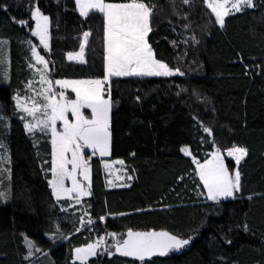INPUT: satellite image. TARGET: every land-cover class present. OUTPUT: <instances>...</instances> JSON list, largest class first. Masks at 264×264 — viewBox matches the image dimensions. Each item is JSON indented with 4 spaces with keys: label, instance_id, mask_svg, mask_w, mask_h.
Instances as JSON below:
<instances>
[{
    "label": "trees",
    "instance_id": "16d2710c",
    "mask_svg": "<svg viewBox=\"0 0 264 264\" xmlns=\"http://www.w3.org/2000/svg\"><path fill=\"white\" fill-rule=\"evenodd\" d=\"M151 2L157 5V27L149 42L158 59L180 67L185 75L113 78L111 159H123L134 179L130 187L108 190L101 159H92V196L84 200V208L97 223L76 232L78 220L74 219V225L72 214L60 210L67 203L60 205L51 198L40 167L50 158V144L39 133L35 138L25 133L23 122L14 114L12 97L18 90L22 92L28 81L26 39L52 62V79L102 78V19L99 14L81 18L74 11V0H0V40L10 45L9 82L0 78V115L8 120L7 124L0 121V141L11 159V179L7 178L4 186L10 183L12 188V198L6 204L0 202V264H33L47 257L51 264H71L74 247L94 241L105 229L124 232L127 228L182 234L200 229L189 249L152 257L146 264H264V198L260 195L264 194V73L256 66L264 64V7L227 17L221 29L210 22L214 17L202 0H196L189 17L191 28L185 30L184 21L172 15L169 0ZM256 2L259 5L261 0ZM37 5L52 20L50 54L31 36L29 27L18 23L28 20L34 27L30 13ZM89 28L87 63L68 61L67 53L79 50L82 31ZM193 35L198 44L192 42ZM185 39L188 44L182 43ZM173 40L178 42L176 47ZM199 122L211 127L213 135L204 133L202 127L198 130ZM233 144L249 149L239 166L243 191L236 201L223 202L217 214L211 202L192 191L188 174L195 166L180 149L189 147L203 161L214 147L225 157ZM225 162L230 170L235 167L232 159L225 157ZM180 175L186 179L177 184ZM250 195L252 200L247 199ZM120 212L127 215H115ZM234 214L240 221L246 220L251 232L236 229L234 243L229 245L214 234ZM102 215L106 222L98 220ZM60 232L68 238H62ZM22 233L43 252L25 260ZM53 236L55 239H50ZM89 264L140 262L104 254L90 259Z\"/></svg>",
    "mask_w": 264,
    "mask_h": 264
},
{
    "label": "snow or ice",
    "instance_id": "6c2138e0",
    "mask_svg": "<svg viewBox=\"0 0 264 264\" xmlns=\"http://www.w3.org/2000/svg\"><path fill=\"white\" fill-rule=\"evenodd\" d=\"M202 3L214 17V21L210 20V22L221 29L225 27L227 17L264 7V0H261L259 5L256 0H202ZM169 4L172 15L184 21L183 29H190L189 17L196 0H179L180 6L177 5V0H169ZM74 11L85 20L90 17V14H99L102 19V78L52 79L49 67L52 62L38 51L36 44L26 39L24 43L28 44L30 51L27 67L32 70L33 78L26 82L24 95H21L18 90L12 97L14 114L23 121L25 133L33 138L39 133L50 144L48 154L50 158L43 160L40 167L47 187L50 189L51 198L57 204L62 201L67 203L70 208L82 206L84 198L92 196L91 157L101 158L106 173L109 176L115 174V180L120 181L117 185L114 180H108L107 183L110 186L130 187L131 185L126 181L134 179L123 159L104 160L111 155L113 147L111 95L113 78L185 75L180 67L173 68L164 60L158 59L153 45L149 42L150 34L157 27L154 23L157 5L151 0H74ZM30 20L35 22L34 27L29 25L28 20H19L18 23L29 27L31 36L37 38L42 50L50 54L52 52L50 16L44 14L37 5L31 10ZM169 24L171 25V21ZM171 30L175 31V27L173 26ZM91 36V28L82 31L79 50L67 53L69 61L87 63L85 50ZM191 40L197 44L200 42L195 35L191 37ZM171 43L173 47L178 44L175 40ZM182 43L188 44L189 40L185 39ZM7 44V40H0V68L8 63ZM256 66L260 69V73H264V64ZM246 74H248L247 71ZM0 76L5 81L9 80V73L6 70L0 71ZM36 76L39 77L38 81L35 80ZM71 94H74V97ZM0 121L8 123L3 115H0ZM200 127L204 133L213 135L211 127L199 122L198 130ZM212 143L215 146V140ZM86 150H90V155L86 154ZM180 151L184 156L191 157V163L195 166L188 174L193 184L192 191L203 201L211 202L217 214H220L223 202L238 199V194L243 191L239 166L249 155V149L246 146L233 144L227 149V157L235 161L233 170H230L226 164L219 147H214V151L207 153L203 161L198 159L189 147H182ZM130 155L134 158L136 153L133 152ZM10 164L7 147L0 142V175L6 173L9 181L11 179ZM117 165L120 167L117 168ZM131 172H135V169H131ZM185 179V175H180L176 177V182L180 184ZM260 195L264 198V194ZM11 198L10 183L5 187L3 180H0V202L6 203ZM252 198L253 196L250 195L247 199L252 200ZM60 210L67 212L68 208L61 207ZM210 214L206 213V215ZM115 215L124 216L127 213L120 212ZM106 219L107 217L103 215L98 217L100 222H106ZM78 222L80 226L75 229L76 232L95 227L97 223L87 210L79 216ZM236 229L251 232L246 220L240 221L234 214L220 232L214 235L222 243L231 245L237 235ZM59 231L57 226V232ZM21 235L27 249L25 260H30L36 253L43 252V249L26 234ZM60 235L64 239L68 238L62 232ZM199 235V228L191 229L183 234L165 230L138 231L127 228L124 232H117L105 229L104 235H99L94 241L72 249L71 264H89L90 258L104 254L108 257L118 255L131 258L133 262L146 264L152 257H167L170 253H180L189 249ZM44 255L48 254L44 252Z\"/></svg>",
    "mask_w": 264,
    "mask_h": 264
},
{
    "label": "rangeland",
    "instance_id": "374dc122",
    "mask_svg": "<svg viewBox=\"0 0 264 264\" xmlns=\"http://www.w3.org/2000/svg\"><path fill=\"white\" fill-rule=\"evenodd\" d=\"M34 24H35V22H34ZM35 26V25H34ZM37 39V38H36ZM38 40V39H37ZM27 46V49L29 50V47H28V44L26 45ZM38 48V47H37ZM6 51H7V57H8V63L4 66V67H2V68H0V71H4V70H6L8 73H9V70H10V55H9V53H10V45H9V42H8V44L6 45ZM38 51H39V49H38ZM30 52V51H29ZM69 61V60H68ZM70 62H73V63H80V62H78V61H70ZM25 68H26V70H27V75H28V80L29 79H32L33 78V72H32V70H30L28 67H27V65H28V63H29V59L27 58L26 60H25ZM179 76V75H178ZM2 76H0V78H1ZM38 79H39V77L38 76H36L35 77V80H37L38 81ZM8 81V80H7ZM9 82V81H8ZM36 87L38 88L39 87V84L37 83L36 84ZM24 89H25V87H24ZM21 95H24V90L21 92ZM73 97H74V94H71ZM23 122V121H22ZM1 142V141H0ZM86 154H88V155H90V150H86ZM225 157H227V153H226V155H225ZM94 158H99L98 156H96V157H91V160L92 159H94ZM228 158H230V157H228ZM101 159V158H100ZM230 159H232V158H230ZM104 160H107V161H115V160H112L111 159V155L109 156V157H105L104 158ZM233 160V159H232ZM234 161V160H233ZM235 162V161H234ZM90 163H91V161H90ZM126 166V165H125ZM117 168H119L120 166L119 165H117L116 166ZM235 168V167H234ZM233 168V169H234ZM232 169V170H233ZM102 170H103V173H104V176H105V181H106V187H107V189L109 190V189H118V188H125V187H119V186H116V187H112V186H110L108 183H107V181L108 180H114L115 181V183L118 185L119 183H120V181H116L115 180V174L114 175H112V176H109L107 173H106V171H105V169L103 168V163H102ZM91 176H92V174H91ZM8 178V176H7V174L5 173V174H3V175H0V180H3V183H4V185H5V182H6V179ZM128 184H130L131 185V183H132V180L131 181H126ZM69 186H70V182H69ZM87 198H89V197H85L84 198V200H86ZM4 204H6L5 202H3ZM63 203V201L60 203V205ZM65 208H68V213H71L72 214V217H73V220H71L73 223H74V225L76 224V222H74V219H77L78 220V216H80L86 209L84 208V203H83V205L82 206H80V205H78V206H76L75 208H70V207H65ZM72 209V210H71ZM78 217V218H77ZM85 220H87V216H85ZM80 226V225H79ZM85 229V228H84ZM81 230H83V229H81ZM110 239V238H109ZM37 254V253H36ZM35 254V255H36ZM35 255L33 256V257H35ZM33 257H31V258H33ZM30 258V259H31ZM92 258H95V257H92ZM92 258H90V259H92ZM51 257H47V258H44L43 260H41V261H39V262H37V263H34L33 262V264H51Z\"/></svg>",
    "mask_w": 264,
    "mask_h": 264
},
{
    "label": "crops",
    "instance_id": "0c3cea01",
    "mask_svg": "<svg viewBox=\"0 0 264 264\" xmlns=\"http://www.w3.org/2000/svg\"><path fill=\"white\" fill-rule=\"evenodd\" d=\"M100 159V158H99Z\"/></svg>",
    "mask_w": 264,
    "mask_h": 264
}]
</instances>
